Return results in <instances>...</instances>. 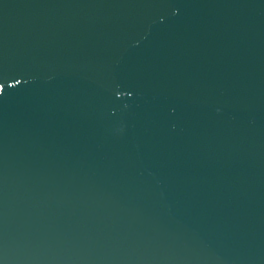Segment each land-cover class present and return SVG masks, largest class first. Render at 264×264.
<instances>
[{
  "label": "water",
  "instance_id": "water-1",
  "mask_svg": "<svg viewBox=\"0 0 264 264\" xmlns=\"http://www.w3.org/2000/svg\"><path fill=\"white\" fill-rule=\"evenodd\" d=\"M0 264H264V0H0Z\"/></svg>",
  "mask_w": 264,
  "mask_h": 264
}]
</instances>
